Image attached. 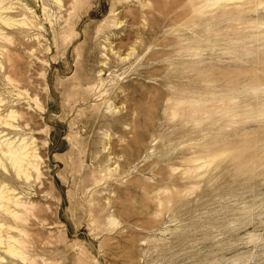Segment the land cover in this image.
<instances>
[{"label":"rangeland","instance_id":"obj_1","mask_svg":"<svg viewBox=\"0 0 264 264\" xmlns=\"http://www.w3.org/2000/svg\"><path fill=\"white\" fill-rule=\"evenodd\" d=\"M28 1L0 110L40 157L29 264H264V1Z\"/></svg>","mask_w":264,"mask_h":264},{"label":"bare ground","instance_id":"obj_2","mask_svg":"<svg viewBox=\"0 0 264 264\" xmlns=\"http://www.w3.org/2000/svg\"><path fill=\"white\" fill-rule=\"evenodd\" d=\"M37 1L38 0H33V4L36 5V3H38ZM223 1L229 2L235 0H204V3L214 2L211 6H216ZM12 2L13 0H0V22L9 28L28 27L29 21L26 16L21 17V20H17L13 17L3 18V11H13ZM53 2L57 7L63 6V0H53ZM255 2L257 1L255 0ZM262 4L264 3L262 2ZM30 6H32V0L28 1V9ZM201 9L202 8H198L197 13H199ZM124 59L128 60L126 58ZM2 103L3 102L0 101V105ZM5 112L7 115H3ZM23 117L21 118L23 119ZM18 119L19 113L16 112L15 109H7L5 107V111L2 112L0 110V251H4V254L0 255V264H25L26 262L29 264L30 262V258L27 254L28 247L24 241L28 236L27 231L24 229L26 222L24 216L31 212L29 209L30 204L22 200L21 194L17 195L16 193L19 187L30 183L32 178L38 180L41 175L40 157L36 150L32 148V141L31 143L27 142L25 139L26 137L19 139L20 128L14 124ZM8 128L14 130L16 138L10 139L8 137L9 133L6 131ZM6 132L8 134L2 136ZM6 256L10 258V260H8Z\"/></svg>","mask_w":264,"mask_h":264}]
</instances>
